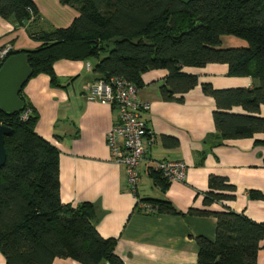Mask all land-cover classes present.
Wrapping results in <instances>:
<instances>
[{
  "label": "trees",
  "instance_id": "1",
  "mask_svg": "<svg viewBox=\"0 0 264 264\" xmlns=\"http://www.w3.org/2000/svg\"><path fill=\"white\" fill-rule=\"evenodd\" d=\"M57 1L78 15L66 28L35 30L41 17L34 0H0V19L24 27L28 37L39 43L35 49L11 50L2 63L11 55L24 54L30 78L44 74L57 86L55 62L92 60L97 80L120 77L137 90L144 85L142 74L165 70L161 96L177 102L198 83L197 76L183 68L225 64L228 76L250 77L255 84L229 89L201 84L216 106L214 139L264 132V118L257 115L264 105V0ZM224 36L245 41L246 46L224 48ZM23 88L19 93L23 110L10 116L0 111V124L11 129L4 137L6 161L0 168V253L5 264H52L56 258L80 264H123L114 253L117 240L102 238L96 230L93 203L75 207L61 203L59 152L35 132L38 114ZM237 106L248 114L230 112ZM27 110L30 114L22 120ZM150 176L161 191L168 187L160 173ZM234 191L224 178L210 176L204 210L189 209L188 213L216 219L212 241L196 238V264H256L264 223L228 208L210 209L214 203L234 199ZM254 197L264 200L259 193ZM147 203L158 212L176 213L167 201Z\"/></svg>",
  "mask_w": 264,
  "mask_h": 264
},
{
  "label": "crops",
  "instance_id": "2",
  "mask_svg": "<svg viewBox=\"0 0 264 264\" xmlns=\"http://www.w3.org/2000/svg\"><path fill=\"white\" fill-rule=\"evenodd\" d=\"M41 19L35 30L66 28L78 15L57 0H34ZM224 40L226 43H224ZM29 50L39 46L24 27L0 19V48ZM241 41L222 37V47H245ZM94 61L59 60L53 69L58 85L47 75L30 78L23 93L38 114L35 132L57 148L59 198L75 207L83 202L95 206V225L102 238H115L114 253L123 264H196L197 237L213 240L216 219L211 215L188 213L190 208L204 210L203 194L208 178H224L234 186V199L214 203L210 209L228 208L257 223H264V132L239 139H214L212 113L216 109L201 84L214 89L251 88L250 77H230L225 64H207L203 68H183L197 76V85L184 93L183 101H166L161 86L165 70L142 74L143 87L138 100L149 105L140 116L154 138L140 166L136 194L129 191L122 165L115 163L106 144L116 114L108 103L90 100L86 87L97 80ZM179 97V95H174ZM230 112L248 114L241 107ZM264 118V105L257 113ZM212 138H210V136ZM180 161L186 166L183 181L169 183L161 191L147 173L150 162ZM167 201L175 214L140 212L137 201ZM256 264H264V241ZM0 264L5 258L0 253ZM52 264H80L72 259L56 258ZM104 264H110L108 262Z\"/></svg>",
  "mask_w": 264,
  "mask_h": 264
},
{
  "label": "built area",
  "instance_id": "3",
  "mask_svg": "<svg viewBox=\"0 0 264 264\" xmlns=\"http://www.w3.org/2000/svg\"><path fill=\"white\" fill-rule=\"evenodd\" d=\"M11 46L0 48V64ZM88 99L112 106L116 114L115 123L106 136V144L113 161L125 169L129 191L136 194L140 182V166L144 156L153 143L154 138L148 130L147 123L140 116L141 112L149 110V105L138 100L137 89L131 83L120 77H111L108 80H96L86 87ZM30 110L25 111L20 118L26 119ZM186 166L180 161H153L150 162L147 173H160L169 183L183 181ZM140 212L152 214L156 211L154 205L137 201Z\"/></svg>",
  "mask_w": 264,
  "mask_h": 264
},
{
  "label": "water",
  "instance_id": "4",
  "mask_svg": "<svg viewBox=\"0 0 264 264\" xmlns=\"http://www.w3.org/2000/svg\"><path fill=\"white\" fill-rule=\"evenodd\" d=\"M31 77V70L27 65L24 54L9 56L0 66V111L8 116L20 113L23 102L19 93ZM11 129L0 124V168L6 161L4 137Z\"/></svg>",
  "mask_w": 264,
  "mask_h": 264
},
{
  "label": "rangeland",
  "instance_id": "5",
  "mask_svg": "<svg viewBox=\"0 0 264 264\" xmlns=\"http://www.w3.org/2000/svg\"><path fill=\"white\" fill-rule=\"evenodd\" d=\"M231 38L234 39V40H237V41H241L244 45H246V42H245V41H242V40L236 39V38H234V37H231ZM224 43H226L225 40H224Z\"/></svg>",
  "mask_w": 264,
  "mask_h": 264
}]
</instances>
